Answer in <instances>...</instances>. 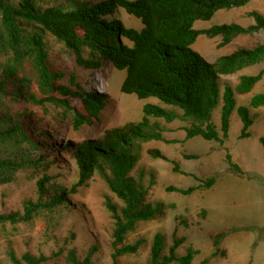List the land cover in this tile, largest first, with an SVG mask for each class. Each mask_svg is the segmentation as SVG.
Here are the masks:
<instances>
[{
    "label": "trees",
    "instance_id": "1",
    "mask_svg": "<svg viewBox=\"0 0 264 264\" xmlns=\"http://www.w3.org/2000/svg\"><path fill=\"white\" fill-rule=\"evenodd\" d=\"M251 1L0 0V185L15 182L21 172L43 171L37 182V201H27L23 212L0 213V224L29 223L44 213L71 209L70 196L86 187L95 173H99L121 202V206L110 201L106 204L114 220L112 264H120L121 258L137 254L142 241L129 244L128 236L140 223L153 221L165 211L162 203L145 202L148 188L132 176L141 142L175 143L164 138L159 126L152 129L149 118L164 119L167 123L191 122L185 128L186 140L202 137L210 142H223L229 136L234 111L243 125L240 138L246 139L254 123L250 108L264 107V92L253 96L249 106L237 107L236 101V95L253 91L262 80L264 70L240 77L235 86L226 84L224 91L220 83L221 76L264 63V43L254 48H240L214 64L193 49L200 35L220 37V47H226L238 37L264 31V14L258 11L247 14L254 21L247 27L230 23L206 30L194 28L196 22L210 21L219 11L244 8ZM119 9L139 19L143 29L127 27L114 19ZM48 36L62 43L82 68L97 71L111 64L116 70H126L121 85L123 94L134 95L139 100L157 98L182 113L147 104L140 123L111 129L97 140L57 146L50 141V133L53 136L58 133L50 132L51 126L43 123L32 107L53 104L67 113L72 110L71 100L79 99L84 112H75L73 128L80 131L101 122L108 96L85 90L74 75L69 79V86L61 84L65 75L56 72L50 60ZM221 103L218 130L212 117ZM61 120L63 118L58 119L60 124ZM261 143L264 148V139ZM58 151H67L76 166L77 181L71 187L51 183L53 178L46 172L51 155ZM149 153L154 159L171 163L174 173L185 174L175 161L160 151ZM226 162L240 171L230 154L226 155ZM198 182L187 189L169 186L166 191L191 196L210 190L216 184V177ZM200 216L205 218L206 211ZM182 223L187 225L184 220ZM76 236L73 234L72 238ZM222 238V234L211 236L214 257L225 256L221 249ZM183 244L184 239L174 235L172 245L165 251V237L155 235L149 264H193L200 251L189 247L186 255L179 257L177 251ZM68 246L54 254L57 258L54 264H94L93 258L98 252L95 245L84 253L72 244ZM10 259L12 264H45L51 257L26 253L19 259L10 253Z\"/></svg>",
    "mask_w": 264,
    "mask_h": 264
},
{
    "label": "rangeland",
    "instance_id": "2",
    "mask_svg": "<svg viewBox=\"0 0 264 264\" xmlns=\"http://www.w3.org/2000/svg\"><path fill=\"white\" fill-rule=\"evenodd\" d=\"M252 11L264 14V0H252L240 9L219 11L210 21L196 22L194 28L206 30L214 25L230 23L247 27L254 23L247 16ZM114 19L127 27L139 31L143 29L141 21L123 9L116 12ZM221 41L220 37L200 35L193 49L207 62L214 64L240 48H254L263 44L264 31L238 37L226 47H220ZM47 42L55 71L65 75L61 84L69 86V79L74 75L85 90L108 96V106L101 114V122L93 127H83L80 131L73 128L75 112H84L79 99L71 100L72 110L67 113L53 104L32 107L43 123L51 126L49 131L58 133V136L50 133V141L57 146L97 140L111 129L140 123L147 104L182 113L157 98L139 100L134 95L123 94L121 85L127 75L126 70H116L111 64L97 71L87 70L78 66L75 56L54 37L48 36ZM263 70L264 63L230 76H221L222 91L226 84L235 86L240 77L256 75ZM34 91L38 93L37 87H34ZM263 92L264 76L252 92L236 95L237 107L249 106L251 98ZM221 108L222 103L214 110L212 117L218 130L221 127ZM250 114L254 120L249 130L250 137L240 138L243 125L234 111L229 136L223 142H210L202 137L186 140L185 128L191 122L175 120L167 123L164 119L149 118L152 129L156 130L155 127L159 126L164 131V138L175 143L141 142L139 160L132 176L148 188L145 202L162 203L165 211L153 221L140 223L137 230L128 236L127 243L142 241V245L137 254L121 258L120 264H149L153 239L157 234L165 237V251L172 245L174 235L184 239V244L177 251L179 257L185 256L189 247L198 249L200 255L195 257L193 264L204 261H208L206 264H264V148L261 143L264 139V107L250 108ZM60 118H63L61 124L58 121ZM151 150L160 151L175 161L185 174L174 173L171 163L154 159L149 153ZM227 154L240 171L227 164ZM186 155L198 158L186 159ZM49 164L46 172L53 178L51 183L71 187L77 181L76 166L67 151L52 154ZM42 175L43 171L28 170L21 172L15 182L0 185V213L23 212L27 201L36 202L37 182ZM211 177H216V184L210 190L191 196L166 191L169 186L180 189L194 187L199 180ZM108 201L121 206L103 177L95 173L86 187L70 196L71 209L47 212L29 223L0 224V264H12L10 253L19 259L26 253L36 257L44 255L51 257L45 264H54L57 261L54 254L70 247V244L78 247L82 253L95 245L98 252L93 258L94 264H112L114 220L106 206ZM202 211H206L205 218L200 216ZM177 217L181 219L177 220ZM73 234L77 235L75 239L72 238ZM217 234L223 235L221 249L225 251V256H213L215 249L211 236Z\"/></svg>",
    "mask_w": 264,
    "mask_h": 264
}]
</instances>
